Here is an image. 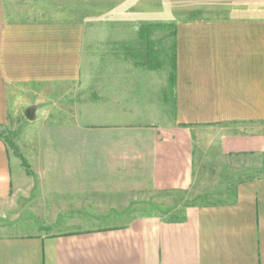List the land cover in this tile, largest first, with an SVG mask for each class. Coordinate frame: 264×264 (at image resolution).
<instances>
[{"label": "crops", "instance_id": "crops-1", "mask_svg": "<svg viewBox=\"0 0 264 264\" xmlns=\"http://www.w3.org/2000/svg\"><path fill=\"white\" fill-rule=\"evenodd\" d=\"M161 1L172 7V0ZM163 10L158 0H0V200L22 175V161L7 141L19 154L21 141L37 143L24 119L38 120L42 110L52 113L43 126L53 142L68 145L58 159H75L71 145L81 136L116 145L132 137L138 149L151 143L156 190L191 188L195 137L211 130L219 134L214 146L258 161L257 167L235 185L231 199L190 207L178 221L137 216L96 230L0 231V264H264V0H228L211 14L175 20L172 10ZM98 40L117 70L101 75L99 98L81 101L76 89L86 49ZM167 44L168 92L167 66L156 60L158 47L165 60ZM145 88L151 92L141 95ZM170 111L166 127L156 113ZM142 112L154 113L155 121ZM13 121L20 123L19 139L8 138ZM49 170L57 182L67 176L62 192H77L71 187L76 169H41L47 176Z\"/></svg>", "mask_w": 264, "mask_h": 264}, {"label": "rangeland", "instance_id": "rangeland-1", "mask_svg": "<svg viewBox=\"0 0 264 264\" xmlns=\"http://www.w3.org/2000/svg\"><path fill=\"white\" fill-rule=\"evenodd\" d=\"M227 3L228 0H172V7L168 3L164 7V1L158 0V6H161L162 10L166 9L167 13L172 10L174 20L182 18L185 13H188L190 18L211 14L215 10L227 7ZM96 23L101 24L99 20L94 22ZM162 34L158 32L155 39L157 41L162 39ZM106 51V47L103 48L99 40L94 42L93 47H87L84 74L76 89V97L81 101L90 95L99 98L101 75L107 71L116 72L117 65L115 62L108 63L110 58L107 60ZM163 52V47H158L156 60L159 59L162 64L165 61L167 66L168 92L170 59L168 44L165 60H163ZM144 56L145 54H142V61L146 60ZM146 80L142 78V81ZM140 92L142 95L143 92L150 93L151 90L145 88ZM44 113V110L40 112L38 120L24 119L29 136L38 140L37 143L28 147L21 141L24 154L22 152L19 154L10 142L15 156L20 162L22 161V175L14 177V190L9 198L0 200L1 232L37 235L96 230L123 226L137 216H162L167 221H178L190 207L217 204L231 199L235 185L249 177L247 172L251 166L255 168L258 165V161L255 160L243 157L232 158L224 154L219 146H214L215 144L212 143L219 134L211 130L205 132V136L195 137L194 174L191 188L187 191L156 190L150 173L151 143L141 144L138 149L132 137L126 138L123 144L116 145L106 141L101 143L100 140L86 143L84 136H81L70 149L76 154V158L58 159L57 153L63 155V152L68 151V145L53 142V133L49 130L50 128L46 131L43 126L44 119L51 118L52 113H49V116L47 114L44 116ZM153 114L142 112L143 116L147 115L144 118L147 122L155 121ZM156 114L159 117L165 116L162 119L166 125L163 120L157 119L158 127L171 126L169 125L172 123L171 111ZM98 115L94 117V121L100 120ZM19 124L18 121H13L11 126L6 128L9 132L8 138L19 139L21 130L18 127ZM22 128L25 129V126ZM32 149L35 152L32 153ZM91 152L95 159L90 158V154L87 155ZM117 154L123 155L124 158H109ZM13 161L15 171L18 165L15 158ZM60 165L72 166L76 169L77 181L71 187L77 192H72L73 196H70L68 192H62V187L59 186V183L63 182V187H68L67 176L63 179L59 177L57 182L50 173L51 170L48 176L43 175L41 171V169Z\"/></svg>", "mask_w": 264, "mask_h": 264}, {"label": "trees", "instance_id": "trees-1", "mask_svg": "<svg viewBox=\"0 0 264 264\" xmlns=\"http://www.w3.org/2000/svg\"><path fill=\"white\" fill-rule=\"evenodd\" d=\"M172 47H173V53L175 52V41L173 40V44H172ZM175 54H173V60H172V62H173V64H175ZM7 143L10 145V142L9 141H7ZM25 166V165H24Z\"/></svg>", "mask_w": 264, "mask_h": 264}]
</instances>
